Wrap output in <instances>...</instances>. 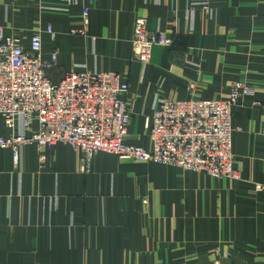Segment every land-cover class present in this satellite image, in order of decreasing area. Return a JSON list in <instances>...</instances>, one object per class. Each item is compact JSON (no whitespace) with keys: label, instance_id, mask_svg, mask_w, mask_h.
<instances>
[{"label":"crops","instance_id":"obj_1","mask_svg":"<svg viewBox=\"0 0 264 264\" xmlns=\"http://www.w3.org/2000/svg\"><path fill=\"white\" fill-rule=\"evenodd\" d=\"M137 17L172 40L145 67L132 56ZM37 31L42 59L57 55L52 83L70 72L128 83L127 145L150 148L159 99L225 100L235 83L253 92L233 109L235 179L104 152L83 173L63 143L23 146L17 165L0 150V264H264V191H254L264 182V0H0L1 37L28 51ZM10 133L0 116V137Z\"/></svg>","mask_w":264,"mask_h":264},{"label":"built area","instance_id":"obj_2","mask_svg":"<svg viewBox=\"0 0 264 264\" xmlns=\"http://www.w3.org/2000/svg\"><path fill=\"white\" fill-rule=\"evenodd\" d=\"M202 7L208 11L207 5ZM87 12V8L82 10L85 23ZM45 33L53 37L50 27ZM41 44L40 31L31 35L28 51L17 36H0V116L11 132L0 137V150L11 152L14 165L23 146L50 150L63 143L80 152L83 173L93 157L104 152L214 179L237 177L231 119L239 98L252 94L250 87L235 83L225 100L159 99L149 118L147 150L125 143L131 121L128 83L115 73L70 72L54 84L46 71L55 65L57 55L52 53L49 62L44 61ZM171 44L164 33L149 31L144 18L135 19L132 56L143 67L153 47ZM254 191H264V182L254 184Z\"/></svg>","mask_w":264,"mask_h":264}]
</instances>
